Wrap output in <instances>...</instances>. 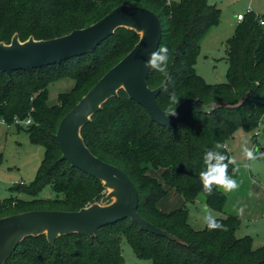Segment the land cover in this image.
<instances>
[{
  "label": "trees",
  "instance_id": "1",
  "mask_svg": "<svg viewBox=\"0 0 264 264\" xmlns=\"http://www.w3.org/2000/svg\"><path fill=\"white\" fill-rule=\"evenodd\" d=\"M119 4L146 7L159 17L161 37L147 85L155 88L164 83L156 97L161 109L172 110L189 97L203 104L218 99L229 105L245 93L246 97L236 107L208 113L191 110L181 127H164L120 89L81 128L90 151L122 169L133 182L140 216L178 240L140 229L124 218L99 227L94 236H58L54 245L45 234L26 236L3 264H125L122 240L149 264H264V245L253 247L249 235H235L241 223L238 215L215 217L210 220L217 227L210 228L208 220L196 229L188 222L185 207L162 212L156 205L160 196L173 189L186 202L202 195L207 206L223 209L226 194L217 183L206 189L204 179L217 164L225 166V177H236L227 143L238 126L253 127L264 111V25L258 23V15L246 12L237 22L226 40V81L211 84L195 70L200 41L219 20L220 9L207 0H0V41L8 43L14 33L20 40L57 37L95 22ZM138 38L132 29L118 27L93 50L73 58L9 75L0 71V121L17 124L30 117L24 125L29 138L45 149L35 180L14 187L27 198L0 200V217L36 209L73 211L105 194L99 179L59 158L54 133L61 118ZM157 56L165 59L153 62ZM61 78H70L73 84L49 104L48 85ZM254 156L264 159V147ZM150 169H158L160 179ZM45 185H50L55 197H38Z\"/></svg>",
  "mask_w": 264,
  "mask_h": 264
},
{
  "label": "water",
  "instance_id": "2",
  "mask_svg": "<svg viewBox=\"0 0 264 264\" xmlns=\"http://www.w3.org/2000/svg\"><path fill=\"white\" fill-rule=\"evenodd\" d=\"M118 27L135 31L139 38L133 47L111 66L61 118L54 138L60 148V159L99 179L105 194L77 210L36 209L0 217V264L26 236L45 234L50 245L58 236L83 233L94 236L96 229L124 218L134 221L140 229L178 240L172 233L145 220L137 211L138 195L133 182L119 167L94 155L85 144L81 128L107 99L120 89L145 108L151 120L161 126H182V118L191 110L208 113L220 107H236L221 100L201 103L189 97L172 110L165 111L157 103L164 83L150 88L147 75L161 37L158 15L149 8L119 4L95 22L48 39L29 36L20 40L14 33L8 43L0 41V71L8 75L22 68L39 67L73 58L93 50Z\"/></svg>",
  "mask_w": 264,
  "mask_h": 264
},
{
  "label": "rangeland",
  "instance_id": "3",
  "mask_svg": "<svg viewBox=\"0 0 264 264\" xmlns=\"http://www.w3.org/2000/svg\"><path fill=\"white\" fill-rule=\"evenodd\" d=\"M220 9L218 23L212 26L200 41V49L195 62L196 73L206 83L226 81V40L237 24L236 14L247 9L264 19V0H207ZM73 81L70 78L53 80L48 85L49 104L57 101L58 93L68 90ZM23 120L17 124L0 121V200L4 198H27V195L14 189L17 183L28 186L35 180L36 172L44 156V146L30 140ZM256 133V134H254ZM264 147V111L253 127L240 125L227 143L237 175L233 180L238 185L227 188L218 184L226 194V201L221 211L207 206L200 195L193 202H186L182 194L173 189L167 190L156 202L162 212L185 207L188 210V222L196 229L215 217L236 214L241 223L235 235H249L253 247L264 245V159L254 156ZM251 153V156L248 155ZM160 179V171L149 170ZM55 192L50 185L39 191L40 198H53ZM121 252L125 264H149L148 260L138 259L130 245L121 241Z\"/></svg>",
  "mask_w": 264,
  "mask_h": 264
},
{
  "label": "clouds",
  "instance_id": "4",
  "mask_svg": "<svg viewBox=\"0 0 264 264\" xmlns=\"http://www.w3.org/2000/svg\"><path fill=\"white\" fill-rule=\"evenodd\" d=\"M163 59H165V57L157 56L154 58L153 62H155V60H163ZM172 99L176 100L175 95L172 96ZM248 155L251 156V153H248ZM219 159H223V157H220ZM224 172H225V166L223 165L217 164V166L212 167L210 171L207 174H205L206 175V178L204 179L205 188L208 189V186L211 183H217L220 185H224L230 189L237 187L238 185L236 184L235 181L225 179ZM208 226L210 228H214V227H217L218 225L212 223L211 220L209 219Z\"/></svg>",
  "mask_w": 264,
  "mask_h": 264
},
{
  "label": "built area",
  "instance_id": "5",
  "mask_svg": "<svg viewBox=\"0 0 264 264\" xmlns=\"http://www.w3.org/2000/svg\"><path fill=\"white\" fill-rule=\"evenodd\" d=\"M246 12H250V10L247 9ZM246 12H245V13H246ZM245 13H237V14H236V21H237V22H240V21L243 19ZM257 21H258V23H259L260 25H264V19H263L261 16H258V17H257ZM16 121H18V120H16ZM23 122H24L25 124L30 123V117H28V118H26L25 120H23ZM254 134H256V133H254Z\"/></svg>",
  "mask_w": 264,
  "mask_h": 264
},
{
  "label": "crops",
  "instance_id": "6",
  "mask_svg": "<svg viewBox=\"0 0 264 264\" xmlns=\"http://www.w3.org/2000/svg\"><path fill=\"white\" fill-rule=\"evenodd\" d=\"M237 22V21H236Z\"/></svg>",
  "mask_w": 264,
  "mask_h": 264
}]
</instances>
